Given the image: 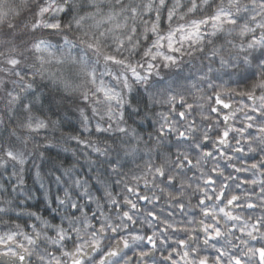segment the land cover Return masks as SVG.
Segmentation results:
<instances>
[{
  "label": "clouds",
  "instance_id": "clouds-1",
  "mask_svg": "<svg viewBox=\"0 0 264 264\" xmlns=\"http://www.w3.org/2000/svg\"><path fill=\"white\" fill-rule=\"evenodd\" d=\"M143 3L145 0H0V264H73L75 260L81 264H166L167 244L179 235L213 264L215 250L220 248L225 251L223 264H229L232 253L241 255L246 264H258L247 249L264 245L260 239L264 233L256 234L257 244L256 239L241 235L239 223H234L236 231H232L224 216V235L208 240L203 231L204 221L213 222L202 215L203 208L223 207L215 200L200 203L214 195L213 186L204 180L213 168L224 170L226 161L218 155L202 157L203 148L196 146L204 143V133L211 129L214 134L222 127L224 110H212L217 107L218 93L225 88L245 91L254 81L264 79V0H172L175 18L158 34L149 33L151 40L137 34L136 47L118 48L111 35L102 38L105 52L137 66L142 76L137 79L127 69L106 63L82 41L107 33L115 23L128 25V31L116 32L118 36L128 35L133 26L142 31L141 21L150 22L147 13L133 17L126 9ZM154 3L159 7V0ZM194 3L197 10L188 11ZM45 6L52 10L41 16ZM60 7L63 11L57 10ZM110 14L117 20L108 23L102 19ZM217 14L222 25L202 24L192 41L182 40L185 33L176 31L181 25L187 30L193 22ZM53 16L61 23L60 30L45 28L43 21H51ZM168 33H174L179 52L176 63L165 65L159 54L174 55L168 48ZM41 41L46 42L47 51L34 47ZM149 49L152 54L145 55ZM13 59L17 65L10 63ZM149 63L155 65L150 75ZM101 84L117 98L105 100L97 90ZM255 91L261 94V90ZM225 99L232 102L229 111L237 113L228 123L237 127L245 124L251 107L259 106V101L235 94ZM244 104L249 107L243 108ZM240 108L243 111H237ZM180 111L186 113L183 119ZM81 112L89 120L82 122ZM37 117L47 127L38 131L25 127ZM165 123L173 130L165 129ZM261 123L255 121L256 126ZM179 130L189 138L180 139ZM248 139L251 144L237 135L240 143L229 146V150L245 149L231 152L233 163L242 166L244 157L250 156L264 160V141L255 133ZM211 150L215 152V148ZM184 155L192 159L191 166L180 159ZM157 168L171 181L157 174ZM224 176L219 177L216 188ZM256 178L259 180V172ZM228 182L241 196V206L233 207L232 212L250 217L249 223L264 216V190L259 183L245 187ZM137 190L146 201L139 199ZM248 196L256 203L255 210L247 208ZM127 200L135 203V209ZM124 211L131 214V221L123 217ZM165 223L189 231L165 233ZM108 224L116 228L115 233ZM153 234L163 241L157 248L148 246L146 237ZM9 235L14 239L9 240ZM121 239L129 241L131 251L118 243ZM93 240L100 246H94ZM117 249L119 255L108 254ZM140 251L148 255L132 262ZM13 252L14 256L4 255ZM176 259L179 261L178 255Z\"/></svg>",
  "mask_w": 264,
  "mask_h": 264
},
{
  "label": "snow or ice",
  "instance_id": "snow-or-ice-1",
  "mask_svg": "<svg viewBox=\"0 0 264 264\" xmlns=\"http://www.w3.org/2000/svg\"><path fill=\"white\" fill-rule=\"evenodd\" d=\"M51 7L45 6L40 9V15L45 16L47 13L51 11ZM57 10L63 11V8L60 7ZM131 14L133 17L137 15H142L143 13H147V17L150 18V22L148 19L142 20L141 24L143 25V29L133 26L130 30V33L126 36H118L116 32L119 31L124 33L128 31L127 23H115L113 24L112 28L107 30V33H101L100 36H93L89 39L82 41L86 47L93 52H95L98 56H103V59L106 63L112 65H119L122 68L127 69V71L131 72L133 76L137 79H141L142 76L139 72H137V66L130 64L126 61L122 56L114 55L111 53H107L104 51V45L102 42V38H106L107 35H111L112 39L116 42L118 48H122L125 46L128 47H136L137 44L134 43L137 34L145 35L147 39L151 40V34H158L159 31L164 27L166 22L171 21L175 18L176 12V5L172 4V0H159V7L154 3V0H145V3L141 4L139 8L135 5H131L130 9ZM197 10L196 4L194 3L191 8L188 9L190 12H195ZM104 21L108 23H112L113 21L117 20L115 15H108L107 17L102 18ZM224 21L220 14L213 15L208 18H204L202 21L193 22L190 27H187L185 30V26H179L176 31L184 32L185 34L181 37L182 40L185 41H192L194 37L199 35L200 29L202 24L205 23H213L217 27L221 26ZM228 23H234L232 20H228ZM45 28L50 31H57L60 30L62 25L59 21L56 20L55 16L52 17L51 21H43ZM79 23V21H78ZM34 26H38V22H34ZM174 33H168L166 39L169 41L168 48L170 51L174 53L173 56H165L163 54H159L160 58L164 61L165 65H170L176 63L175 54L179 52V49L175 47L174 41L172 39ZM165 37H161L164 39ZM259 43V41H257ZM43 45V47H42ZM156 46L159 47L160 41H156ZM37 51H47L46 42H39L34 45ZM151 50H147L145 55H151ZM156 57L153 56V59ZM10 63L12 65H17V61L15 59L11 60ZM148 74H151V70L155 67L152 63L148 64ZM91 75V74H90ZM66 87L69 86L68 82H65ZM98 92H100L104 99L107 101L114 100L117 97L113 95L111 89L106 88L103 84L99 85L97 88ZM255 90H261V94L257 95ZM238 95L241 97H246L247 99L253 101H259V106H253L249 109V113L245 114V124L237 127L235 124H229L228 122L232 120L236 116V111H229L232 109V102L230 99H225V97H231L232 95ZM16 97L13 96L12 100H15ZM214 103L217 107L213 108L214 112L220 113L221 110H224V114L222 116V127L215 130V133L211 131V129L202 135L203 144H198L196 147L203 148L202 157L211 158L213 156L223 157L226 161V167L224 170L217 171V168H213L211 170V174L208 175L204 183L207 185H212V192L214 195L209 196L207 200H201L200 203L202 205H208L209 201L215 200L219 203V205H223V207L213 208L212 206L204 207L202 210V215L205 217H209L213 220L212 223H208L204 221L202 223V228L205 233H207L208 240L218 239L222 235H224L223 229L221 227V216L227 218V222L229 226L232 228V231H236L234 223H239V232L241 235H246L249 238L256 239V234L264 233V216L257 217L253 223H249L250 217H244L232 212L231 209L233 207L239 208L241 206V196L239 190L237 188L236 191L232 190V184L228 181H235L237 186L244 185L247 187L248 185L255 186L257 183L261 185L262 190H264V160H262L258 156H250L244 157L245 163L241 166L236 163H233L235 157L231 155L232 151L236 153H242L245 151L244 147H235L229 150V146L236 142L237 144L240 143L237 140V135L240 137L245 138V142L251 144V140L248 137H251L254 133L259 135V139L264 141V79L259 81H254L250 87L247 88L245 91H237L236 89L232 88H225L223 92L218 93L215 97ZM181 104H183V98H181ZM191 108V105H188ZM247 104L243 105V108H248ZM243 108L238 109L237 111H243ZM256 114V115H253ZM179 117L183 119L186 115L184 111H180L178 113ZM80 117L82 122L89 120V116L81 112ZM167 120V117H164ZM260 120L262 123L259 126L255 125L256 120ZM25 127L31 129L32 131H38L47 127V123L44 119L37 117L35 121L29 120ZM164 128L168 131L173 130V126L165 123ZM177 135L180 139H186L188 137V133L179 130ZM210 145V147H209ZM215 148V152L211 149ZM8 156L11 158L13 156L12 152L8 153ZM180 159L183 161L184 164L191 166L193 161L190 157L184 155L181 156ZM230 169L228 174L224 176V171ZM251 170V175H249V171ZM157 174L164 176L166 179L171 181V177H168L166 173L163 171L162 168L156 169ZM257 172H259V180H257ZM235 173V176L233 175ZM224 176V182L220 183V187L216 188L215 185L218 183L219 177ZM129 192H132L133 189L131 187L128 188ZM135 194L139 197L140 200L146 201L147 197L140 194L137 190ZM67 195V194H66ZM264 196V191L261 193ZM130 207L135 209L136 205L131 200L125 201ZM247 208L249 210H255L257 208L256 203L248 196L247 200ZM72 207H76L75 204ZM219 212L220 215H217L216 212ZM154 219H158L155 214H152ZM123 217L129 221L132 220V216L129 212L124 211ZM108 227L111 228L112 232H116V228L108 224ZM163 231L165 233L171 231L173 234L179 233H188V229L182 225H174L165 223ZM58 235L61 239L64 238L63 230L58 232ZM9 240L14 239L12 235L8 236ZM133 239H139V237H133ZM148 241V246L152 248H157L163 241L158 240L153 235H148L146 237ZM190 239H194V237H190ZM260 239H264V235L260 236ZM260 239H256V243H260ZM31 239L29 238V243H31ZM93 245L99 247V243L95 240L92 241ZM118 243L122 244L123 247L128 248L131 251V245L129 244L128 240L121 239ZM247 243V241H244ZM167 248L169 251L165 255L166 264H213L212 259H210L207 255H200L199 250L194 248L190 243L189 240L185 239L183 235H179V238L175 241L168 243ZM81 251L79 248L77 252ZM216 256L214 257L215 264H223V257L225 255L224 249H216ZM248 254L254 256L258 260V264H264V245H260L259 247H248L247 249ZM15 255V253H4V255ZM109 255H119V251L117 250H110L108 252ZM148 253L144 251H140L136 253V256L132 257V262H134L137 257L145 258ZM179 256V261H177L176 257ZM21 259H23L21 257ZM58 264V262H57ZM73 264H81L79 260H75ZM131 264V262H130ZM229 264H246L244 258L241 255L232 253L229 257Z\"/></svg>",
  "mask_w": 264,
  "mask_h": 264
},
{
  "label": "flooded vegetation",
  "instance_id": "flooded-vegetation-1",
  "mask_svg": "<svg viewBox=\"0 0 264 264\" xmlns=\"http://www.w3.org/2000/svg\"><path fill=\"white\" fill-rule=\"evenodd\" d=\"M209 147H210V145H209ZM143 203V202H142Z\"/></svg>",
  "mask_w": 264,
  "mask_h": 264
}]
</instances>
